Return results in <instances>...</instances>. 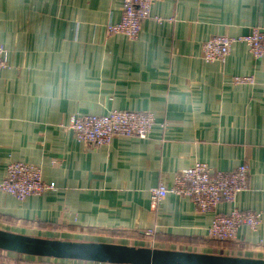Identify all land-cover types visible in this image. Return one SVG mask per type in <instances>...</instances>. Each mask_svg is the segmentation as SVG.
<instances>
[{"label": "crops", "instance_id": "0c3cea01", "mask_svg": "<svg viewBox=\"0 0 264 264\" xmlns=\"http://www.w3.org/2000/svg\"><path fill=\"white\" fill-rule=\"evenodd\" d=\"M160 18V21L155 20ZM121 0H0V180L11 161L39 166L56 188L23 202L0 192V228L33 236L264 259V58L235 44L225 63H207L211 37L264 30V0H155L152 18L131 40L109 34ZM57 54L92 69L95 99L39 108L31 101L38 64ZM251 76V84L234 77ZM183 88L198 107L174 104ZM149 111L146 140L115 137L92 147L67 128L75 115ZM166 123V128L162 124ZM201 162L221 171L249 167L248 189L206 214L168 195L155 209L151 190ZM233 208L259 211L257 231L218 242L208 229ZM156 235L149 237L147 231ZM0 264H102L0 251Z\"/></svg>", "mask_w": 264, "mask_h": 264}, {"label": "built area", "instance_id": "2783aa9c", "mask_svg": "<svg viewBox=\"0 0 264 264\" xmlns=\"http://www.w3.org/2000/svg\"><path fill=\"white\" fill-rule=\"evenodd\" d=\"M155 0H121V20L107 25L109 34H122L131 40L140 36L142 24L152 18ZM160 21V18L155 17ZM235 44H245L255 60L264 58V30L254 28L246 35L232 37L217 35L202 45V59L207 63H225ZM9 67L8 51L0 46V78ZM251 76L234 77V84H251ZM156 124L149 111L113 110L105 115L72 116L67 128L76 140L92 147L111 144L115 137L146 140ZM167 124H162L166 128ZM249 167L244 164L232 171H221L201 162L195 163L175 176L174 183L168 187L158 185L151 190L153 209L168 195L191 199L197 211L206 214L215 211L222 203H235L239 194L249 186ZM56 188L54 182H46L42 169L23 161L7 164L5 175L0 180V192L12 196L20 202L30 197L42 196ZM263 224L259 211L233 208L229 214L215 215L208 229L209 236L218 242H229L237 237L239 230L247 227L257 231ZM149 237H154L148 233Z\"/></svg>", "mask_w": 264, "mask_h": 264}, {"label": "water", "instance_id": "95a60500", "mask_svg": "<svg viewBox=\"0 0 264 264\" xmlns=\"http://www.w3.org/2000/svg\"><path fill=\"white\" fill-rule=\"evenodd\" d=\"M0 251L102 264H264V259L41 237L1 228Z\"/></svg>", "mask_w": 264, "mask_h": 264}, {"label": "clouds", "instance_id": "9594fccd", "mask_svg": "<svg viewBox=\"0 0 264 264\" xmlns=\"http://www.w3.org/2000/svg\"><path fill=\"white\" fill-rule=\"evenodd\" d=\"M94 92L92 69L85 62L57 54L35 68L31 101L39 108H54L63 101L90 103L95 99ZM169 99L174 104L198 107L196 98L183 88Z\"/></svg>", "mask_w": 264, "mask_h": 264}, {"label": "rangeland", "instance_id": "374dc122", "mask_svg": "<svg viewBox=\"0 0 264 264\" xmlns=\"http://www.w3.org/2000/svg\"><path fill=\"white\" fill-rule=\"evenodd\" d=\"M18 201H19V200H18ZM148 233H149L150 235H153V236H154V235H156V234H155V232H154V231H152V230H150V231H147V232H146V235H148ZM58 238H60V237H58Z\"/></svg>", "mask_w": 264, "mask_h": 264}, {"label": "trees", "instance_id": "16d2710c", "mask_svg": "<svg viewBox=\"0 0 264 264\" xmlns=\"http://www.w3.org/2000/svg\"><path fill=\"white\" fill-rule=\"evenodd\" d=\"M244 165V164H243ZM27 257H30V256H27ZM35 258H38V257H35Z\"/></svg>", "mask_w": 264, "mask_h": 264}]
</instances>
